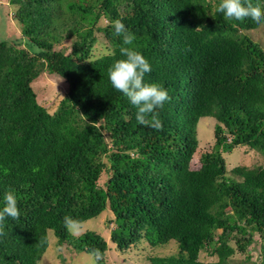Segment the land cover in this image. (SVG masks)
<instances>
[{
    "label": "trees",
    "instance_id": "trees-1",
    "mask_svg": "<svg viewBox=\"0 0 264 264\" xmlns=\"http://www.w3.org/2000/svg\"><path fill=\"white\" fill-rule=\"evenodd\" d=\"M8 2L25 40H0V209L13 191L20 216L5 221L0 264H38L50 230L58 246L111 264L105 236H76L63 220L103 214L122 252L176 243L171 255H148L151 264H234L258 245L264 264V165L228 169L224 156L242 146L264 158V48L247 33L264 24L225 19L220 0ZM115 19L151 65L145 82L169 94L157 110L162 130L139 124L111 85L108 70L124 58ZM100 35L108 49L93 57ZM64 40L68 51L57 49ZM44 73L67 83L52 113L32 86ZM205 116L216 121L214 142L201 150ZM201 252L217 259L201 261Z\"/></svg>",
    "mask_w": 264,
    "mask_h": 264
},
{
    "label": "rangeland",
    "instance_id": "rangeland-1",
    "mask_svg": "<svg viewBox=\"0 0 264 264\" xmlns=\"http://www.w3.org/2000/svg\"><path fill=\"white\" fill-rule=\"evenodd\" d=\"M14 13V7L9 4L8 0H0V40L15 35L17 36L18 41L23 39L24 42L25 39L22 37L20 25L14 20ZM99 24H106V20H100ZM247 33L264 48V26L252 29ZM70 43V40H64L57 46V49H66L68 51ZM107 49L108 46L106 41L100 35L98 42H96L93 47L92 56L99 57L106 53ZM32 86L38 95L40 104L44 105L51 113L57 109L60 101L65 97L67 90V83L64 79L55 74L49 75L47 73L40 75V77L32 83ZM215 123V119L210 116H205L200 119L197 127V136L201 150L209 149L213 144ZM224 156L226 158L228 169H231L237 164L243 163L249 165H264V158L260 153L242 146L235 147L230 153L224 154ZM196 158L197 156L194 157V160ZM112 228L113 226L107 223V218L105 214H103L77 224L71 232L73 234L79 232V235H81L84 232L91 230L105 236L109 246L106 258L111 264H151L147 259L148 255L168 256L176 251L175 242H171L165 246H151L150 248H146V244L141 242L137 245H133L126 252H122L118 250L115 244L110 240L109 231ZM255 239L259 238L256 236ZM49 240V247L38 264H96L95 257L91 253L77 252L68 248L66 245L58 246L57 237L51 230L49 231ZM250 253L251 258L247 259L246 254L238 251L231 257V260L234 264H250L251 262L259 264L261 261L260 245L256 246L253 251L250 250ZM199 259L207 262L216 260L217 257L209 256L206 252H201Z\"/></svg>",
    "mask_w": 264,
    "mask_h": 264
},
{
    "label": "clouds",
    "instance_id": "clouds-1",
    "mask_svg": "<svg viewBox=\"0 0 264 264\" xmlns=\"http://www.w3.org/2000/svg\"><path fill=\"white\" fill-rule=\"evenodd\" d=\"M216 10L227 20L242 21L250 18L258 25L264 24V9L259 5L253 6L250 0H220ZM111 24L114 35L123 37L120 53L124 57L116 60L108 70L111 85L137 109L136 120L139 124L162 130L163 124L157 110L164 107L165 102L170 99L169 94L161 85L145 82V75L152 70L149 61L133 47H127L133 44L135 35L128 31L120 19L113 20ZM19 216L17 197L13 191H8L4 194V206L0 209V234H3L7 218L16 220ZM63 220L70 231L79 223L69 216H65ZM94 253L100 258L98 249Z\"/></svg>",
    "mask_w": 264,
    "mask_h": 264
},
{
    "label": "bare ground",
    "instance_id": "bare-ground-1",
    "mask_svg": "<svg viewBox=\"0 0 264 264\" xmlns=\"http://www.w3.org/2000/svg\"><path fill=\"white\" fill-rule=\"evenodd\" d=\"M239 182V181H238ZM243 184V183H242Z\"/></svg>",
    "mask_w": 264,
    "mask_h": 264
}]
</instances>
